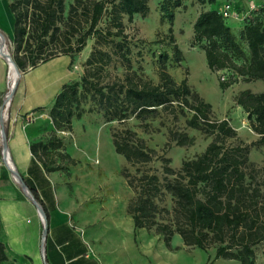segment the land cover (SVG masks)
<instances>
[{
    "label": "trees",
    "instance_id": "obj_1",
    "mask_svg": "<svg viewBox=\"0 0 264 264\" xmlns=\"http://www.w3.org/2000/svg\"><path fill=\"white\" fill-rule=\"evenodd\" d=\"M197 1L201 5L216 3ZM8 2L14 18L10 53L19 70L63 55L72 64L87 41L94 40L79 79L64 84L48 108L53 130L47 140L30 143L33 157L45 171L61 170L64 158L73 161L57 131H72L73 120L84 113H101L106 122L115 123L110 129L114 151L133 168L131 173L124 168L121 174L133 191L125 211L135 228L162 235L167 246L176 234L186 247L214 248L213 260L256 264L259 245L264 258V165L249 160L250 148L264 144V91L243 89L236 95L237 105L259 136L256 143L238 141L228 120L212 119L210 104L185 78L177 82L166 71L165 53L159 56L157 83L131 67V40L123 18L146 16L147 0ZM179 5L180 0H161L159 8L171 21ZM192 32L208 69L230 71L227 79L218 77L221 90L239 80H264V6H256L244 16L238 37L216 8L202 10ZM174 53L180 61L181 51L176 47ZM113 62L120 64L121 74L109 70ZM188 113L186 126L213 139L203 152L183 160L178 170L128 125L133 119L149 133L152 122L163 115L177 119ZM169 137L178 146H190L194 141L193 136L178 131L170 130ZM155 162L160 163L159 168L146 167Z\"/></svg>",
    "mask_w": 264,
    "mask_h": 264
},
{
    "label": "rangeland",
    "instance_id": "obj_2",
    "mask_svg": "<svg viewBox=\"0 0 264 264\" xmlns=\"http://www.w3.org/2000/svg\"><path fill=\"white\" fill-rule=\"evenodd\" d=\"M160 1L147 0L149 11L144 17L133 15L131 19L127 16L123 18L125 32L131 40V67L157 83L161 67L159 56L165 53L167 55L164 65L166 71L177 82L184 78L187 80L191 89L198 92L200 97L210 104L212 119L228 120L229 125L236 131L238 141L247 144L256 143L259 136L253 132L247 113L237 105L235 97L243 89H249L252 92L264 91V80L251 82L239 80L225 90H221L218 77L222 76L227 79L230 71L212 72L208 69L204 53L200 51L198 44L193 43L192 26L202 10L216 8L222 11L227 6L231 15L225 18L226 24L238 37L244 24V16L249 12V6L251 4L264 6V0H216L214 5H201L197 0H180V5L173 11L174 16L171 21L160 11ZM1 18L0 16V21ZM0 36L8 51L11 52L7 38L5 39L1 32ZM93 43L94 40L89 39L86 47L74 58L75 80H78L83 72V64ZM176 47L181 51L180 61H176L174 57ZM245 52H247L246 49ZM113 65L116 66L115 69ZM109 70L113 73H122L118 62H113ZM24 72L19 70L15 91L23 82ZM7 82V91L0 101V116L6 105L12 102L13 97L12 95L9 100L6 98L13 86L8 67ZM190 115L191 113H188L186 117L178 116L177 119L163 115L152 122L153 128L149 133L143 132L133 119L128 125L137 131L150 147L155 148L158 154L168 157L170 166L178 170L183 160L194 158L203 152L213 139V136L201 130L186 126V119ZM33 118L29 139L37 141L41 131L45 130L49 134L53 130V125L48 116V110ZM114 126L115 123L106 122L101 113L91 112L84 113L79 119H74L72 131H57L65 152L73 158V161L65 158L61 160L63 168L53 172L52 182L57 188L60 201L70 199L80 201L83 211L88 212V218H95L93 213L99 212L100 214L104 211L116 216L122 215L126 213L127 202L133 196V191L127 186L126 179L121 174L124 168H127L130 173L133 168L114 151L110 138V129ZM4 128L6 129V121ZM170 130L193 136V144L190 146L176 145L170 140ZM249 160L257 166L264 165V144L253 145L250 148ZM146 167L159 168L160 163L155 162ZM79 225L86 231L87 237H90L89 241L94 246L116 249L117 245L114 243L118 240L131 244V246L116 251L114 258L119 256L114 264H141L142 262L146 264H237L226 259L213 260L214 248L203 250L186 247L176 234L172 236L167 246L162 235L135 228L133 225L130 232L120 227L119 229L107 228L106 223L96 221ZM95 230L103 231L104 238H91V232ZM256 252V264H264L261 245L257 246ZM109 263L113 264V261L109 260Z\"/></svg>",
    "mask_w": 264,
    "mask_h": 264
},
{
    "label": "crops",
    "instance_id": "obj_3",
    "mask_svg": "<svg viewBox=\"0 0 264 264\" xmlns=\"http://www.w3.org/2000/svg\"><path fill=\"white\" fill-rule=\"evenodd\" d=\"M8 4V0H0V32L11 46L14 18ZM70 62V57L63 55L27 69L8 104L9 109L7 106L3 112L7 151L14 170L40 204L45 218L15 179L13 170L5 165L0 151L3 161L0 167V255H3L0 264H110L109 260L114 264L119 256L114 258L116 251L131 246L121 240L114 243L116 249L94 246L79 224L96 221L106 223L107 228L120 227L130 232L131 216L127 213L109 215L104 211L93 213L95 218H88L80 201H60L52 182L53 172L57 171L46 172L30 151L33 117L47 111L62 86L76 79L73 73L76 64ZM7 83V64L0 56V101L7 91ZM48 136L45 130L41 131L37 141H45ZM91 233V238H104L103 231Z\"/></svg>",
    "mask_w": 264,
    "mask_h": 264
},
{
    "label": "water",
    "instance_id": "obj_4",
    "mask_svg": "<svg viewBox=\"0 0 264 264\" xmlns=\"http://www.w3.org/2000/svg\"><path fill=\"white\" fill-rule=\"evenodd\" d=\"M4 46H5L7 57L4 54H2V53H0V56H2L4 58V60L7 62L8 65L11 64L16 71H19L17 66H16V64H15V62L13 61V59L11 57V53L8 51V49H7L5 44H4ZM17 80L18 79L15 80L14 85L12 86V88L8 92V95L6 97L8 100L12 97V95H13V93L15 91V86H16ZM6 107H7V105H6ZM0 126H1V131H2V134H3V140H4V146L3 147H4V149H7L5 128H4V124H3V114L0 116ZM15 174L18 176V180H19L18 182L20 183V185L24 189V191L27 194V196H29L33 200V202L37 205L39 213H41L43 215V218H45L44 217V212H43L40 204L35 200V198L31 194V192L28 190V188L25 186L24 182L22 181L21 177L19 176V174L16 171H15Z\"/></svg>",
    "mask_w": 264,
    "mask_h": 264
},
{
    "label": "bare ground",
    "instance_id": "obj_5",
    "mask_svg": "<svg viewBox=\"0 0 264 264\" xmlns=\"http://www.w3.org/2000/svg\"><path fill=\"white\" fill-rule=\"evenodd\" d=\"M0 53H2V54H4L6 57H7V55H6V50H5V46H4V42H3V39H2V37L0 36ZM3 58V57H2ZM6 62V61H5ZM6 64H7V62H6ZM7 67H8V70H9V74H10V76H11V78H12V81H13V85H14V82H15V80L16 79H18V75H19V71H16L14 68H13V66L10 64V65H8L7 64ZM97 136H98V134H97ZM82 144V143H81ZM97 145V144H96ZM97 155V154H96ZM4 157H5V160H6V162L8 163V165H9V167L14 171V176H15V179L17 180V181H19L18 180V176L15 174V170H14V168L15 167H13V164H12V161H11V159H10V157H9V154H8V151L7 150H5L4 151ZM40 215H41V217L43 218V215L40 213ZM159 252V251H158ZM160 258H162L161 256H159ZM163 260V259H162ZM167 264V263H166Z\"/></svg>",
    "mask_w": 264,
    "mask_h": 264
},
{
    "label": "built area",
    "instance_id": "obj_6",
    "mask_svg": "<svg viewBox=\"0 0 264 264\" xmlns=\"http://www.w3.org/2000/svg\"><path fill=\"white\" fill-rule=\"evenodd\" d=\"M256 6L254 4H251L248 8L249 11L253 10ZM222 12V15L226 18V17H229L231 15L230 13V10L229 8L226 6L225 8H223V10L221 11ZM5 122V119L3 117V124ZM5 135H6V130H5ZM6 140H7V135H6ZM4 140H3V134H2V131L0 130V151H1V154H2V158L5 162V165L9 167L8 163L6 162L5 160V157H4V151L7 150V149H4ZM3 165V161L0 159V167ZM11 169V168H10Z\"/></svg>",
    "mask_w": 264,
    "mask_h": 264
}]
</instances>
